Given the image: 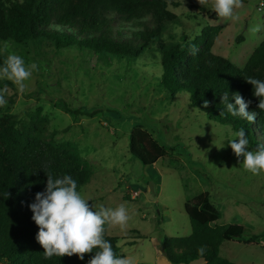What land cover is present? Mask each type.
Masks as SVG:
<instances>
[{
  "label": "rangeland",
  "instance_id": "obj_1",
  "mask_svg": "<svg viewBox=\"0 0 264 264\" xmlns=\"http://www.w3.org/2000/svg\"><path fill=\"white\" fill-rule=\"evenodd\" d=\"M181 2L172 10L179 24L168 25L161 43L192 40L207 22L218 25L222 31L212 54L241 68L264 41V0H242L234 9L237 19L219 17L217 22L199 11L212 8L215 0L204 5L198 0ZM254 26L259 31L249 32ZM8 45L7 52L0 45V56L20 55L26 64L35 62L39 71L26 82L23 94L11 81L0 80V89L8 87L0 115L10 114L19 126L46 118L47 125L38 124L36 129L44 128L42 134L49 141L73 145L92 168L89 183L78 192L97 207L126 205L131 217L126 228L108 225L107 230L118 239L120 255L132 264H171L161 250L163 238L190 235L184 205L208 193L221 213L218 226L237 224L246 229L241 239L224 242L219 255L233 264H264V171L253 175L244 169L243 157H236L228 145L234 133L231 126L209 120L185 95L172 96L163 89L157 51L137 60H118L75 51L53 53L45 46L40 51ZM55 103H65L81 116L74 119ZM92 112L96 114L89 116ZM137 125L168 149L153 166L144 167L129 152V135ZM256 148L249 144V150ZM252 235H258L256 244H246Z\"/></svg>",
  "mask_w": 264,
  "mask_h": 264
},
{
  "label": "trees",
  "instance_id": "obj_2",
  "mask_svg": "<svg viewBox=\"0 0 264 264\" xmlns=\"http://www.w3.org/2000/svg\"><path fill=\"white\" fill-rule=\"evenodd\" d=\"M181 0H0V45L7 43L25 50L45 46L50 52L75 51L98 59L113 57L118 60H137L145 53L160 54V85L169 94L185 95L188 103L209 120L226 124L234 132L244 128L249 144L264 145V111L257 108L259 98L253 95L249 77L264 80V41L258 45L243 67H235L227 58L215 56L211 49L222 27L208 24L192 40L181 43H161L170 24H179L172 11ZM204 17L217 22L219 16L212 8L199 9ZM196 19V16L194 17ZM60 26L57 31L53 26ZM193 46L197 49L193 54ZM157 47V48H156ZM5 56H0L3 65ZM227 92L234 103L233 93L251 100L248 111H256L255 123L224 111L221 96ZM208 100L209 106L204 107ZM77 119L79 110L65 103L57 104ZM92 112L89 116H93ZM40 120V119H39ZM19 126L10 114L0 115V264H88L95 255L85 254L83 261L77 255L53 256L44 259L42 246L35 237L38 226L31 219L28 205L35 194L46 186V174L54 178L70 175L79 188L89 183L92 168L69 143L56 144L42 134L38 124ZM255 130L259 131L258 136ZM54 135V134H52ZM167 147L160 145L141 126L133 127L129 135V152L144 167L163 159ZM191 234L186 237L165 236L161 250L171 264H190L203 260L204 264H233L219 255L224 242L241 239L246 229L241 225L218 226L220 211L203 193L184 205ZM104 238L113 247L117 257L116 237ZM258 235H252L246 244H256ZM206 247L203 256L197 249Z\"/></svg>",
  "mask_w": 264,
  "mask_h": 264
},
{
  "label": "clouds",
  "instance_id": "obj_3",
  "mask_svg": "<svg viewBox=\"0 0 264 264\" xmlns=\"http://www.w3.org/2000/svg\"><path fill=\"white\" fill-rule=\"evenodd\" d=\"M204 5L208 0H198ZM242 6V0H215L214 11L221 18L237 19L234 9ZM57 31L60 26H53ZM259 26L249 28V32L256 33ZM9 48L5 41L2 51L7 52ZM197 49L193 46V54ZM39 71V66L33 62L26 64L24 58L17 54H8L3 65H0V80H8L17 86L19 93L26 90V82L32 77L33 72ZM246 82L253 86V95L259 98L257 108L264 111V80L249 77ZM8 87L5 85L0 89V107L7 105L5 94ZM234 103L229 102L228 93L221 96L224 111L232 116H239L249 123H255L256 111H248L251 100H245L239 93H233ZM209 101H204V107L209 106ZM228 145L236 157H243V167L253 175H259L264 171V145H258L256 149L249 150V140L244 128L233 133L228 140ZM47 182L43 191L35 194L34 201L28 205L33 213L31 219L38 226L36 241L44 249V259L53 256L77 255L83 261L85 254L95 255L88 264H132L126 257H117L113 251L112 244L104 238L106 225H118L123 230L131 219L125 204L116 208H108L103 205L95 206L89 203L80 192L77 191V181L70 175L54 178L52 174H46ZM206 247L197 249L198 255L203 256Z\"/></svg>",
  "mask_w": 264,
  "mask_h": 264
},
{
  "label": "built area",
  "instance_id": "obj_4",
  "mask_svg": "<svg viewBox=\"0 0 264 264\" xmlns=\"http://www.w3.org/2000/svg\"><path fill=\"white\" fill-rule=\"evenodd\" d=\"M137 195H138L137 193H134V194L132 195V197L135 198Z\"/></svg>",
  "mask_w": 264,
  "mask_h": 264
},
{
  "label": "water",
  "instance_id": "obj_5",
  "mask_svg": "<svg viewBox=\"0 0 264 264\" xmlns=\"http://www.w3.org/2000/svg\"><path fill=\"white\" fill-rule=\"evenodd\" d=\"M153 189V187H151V190ZM153 191V190H152Z\"/></svg>",
  "mask_w": 264,
  "mask_h": 264
}]
</instances>
